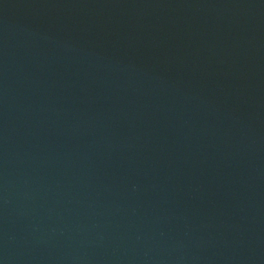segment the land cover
Masks as SVG:
<instances>
[{
    "label": "water",
    "instance_id": "water-1",
    "mask_svg": "<svg viewBox=\"0 0 264 264\" xmlns=\"http://www.w3.org/2000/svg\"><path fill=\"white\" fill-rule=\"evenodd\" d=\"M0 264H264V0H0Z\"/></svg>",
    "mask_w": 264,
    "mask_h": 264
}]
</instances>
